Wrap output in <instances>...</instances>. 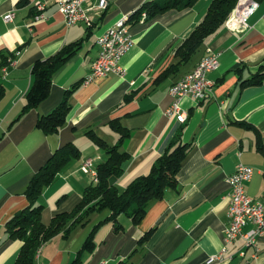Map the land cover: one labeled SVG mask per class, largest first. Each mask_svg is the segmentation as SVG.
I'll return each mask as SVG.
<instances>
[{
    "label": "crops",
    "instance_id": "obj_1",
    "mask_svg": "<svg viewBox=\"0 0 264 264\" xmlns=\"http://www.w3.org/2000/svg\"><path fill=\"white\" fill-rule=\"evenodd\" d=\"M97 1L86 0L84 7ZM148 1L108 0L106 9L89 12L91 26L78 23L66 27L56 0H0V50L18 53L3 78L5 95L0 101V264H14L20 250L21 242L10 239L4 226L27 205L23 193L35 172L66 144L72 143L80 151V158L65 165L42 194V221L47 224L55 215L70 212L80 202L83 190L93 184L80 166L90 159L96 168L106 157L86 133L93 132L113 145L118 135L108 123L115 118H121V124L131 132L123 147L129 155L123 163L124 173L110 181L117 187L125 188L135 178L147 175L180 128L182 141L192 143L193 148L182 162L177 189L152 202L139 225L126 216L119 219L124 229L120 233L114 232L111 223L101 225L94 237L95 249L84 254L82 264H114L118 260L132 264H264V238L259 240L257 252L249 249L240 257L243 241L237 239L223 262L211 260L223 247L229 204L226 180L237 165L254 169L246 193L264 204V156L256 149L255 134L236 123L253 125L264 142V84L241 87V81L250 79L264 61V0L249 18L248 30L230 31L224 25L178 73L160 82L155 79L177 62L172 50L203 19L211 0L133 23L129 25L133 47L120 61L123 76L109 74L86 84L98 54L96 38ZM38 5L43 7V19L33 21L32 12L38 11ZM10 12L13 19L5 22L3 17ZM84 39L77 55L53 76L49 96L12 124L25 103L32 65L64 45ZM208 48L219 60L217 70L208 74L214 86L203 101H180L186 112L185 122L180 123L166 113L173 101L169 89L198 65ZM79 82L69 97L71 111L59 132L45 135L37 129V118L52 112L65 91ZM133 92L137 94L125 102ZM108 215V211L93 214L86 226L75 228L67 239L60 234L52 238L39 250L37 264H70L93 227ZM151 228L155 232L139 247V237Z\"/></svg>",
    "mask_w": 264,
    "mask_h": 264
},
{
    "label": "trees",
    "instance_id": "obj_2",
    "mask_svg": "<svg viewBox=\"0 0 264 264\" xmlns=\"http://www.w3.org/2000/svg\"><path fill=\"white\" fill-rule=\"evenodd\" d=\"M198 1L151 0L143 3L129 15L126 18L127 23L132 25L139 22L142 14H145V19L142 22H147L169 10L183 11L193 7ZM238 1L211 0L203 19L172 50L173 57L177 59V62L164 70L155 79V82L164 81L169 76L178 73L182 66L189 63L206 39L216 34L224 26ZM254 1L260 3L262 0ZM39 13V11H33L32 16L34 17ZM84 41L85 39L66 44L54 55L43 60H37L32 65L30 71L31 84L25 95V103L12 124L29 111L36 109L49 96L53 76L77 55ZM16 59L15 52L0 50V101L5 95L3 72L1 71L10 67ZM263 84L264 61L250 79L241 81V87H258ZM80 85L79 82L67 89L61 102L52 112L39 116L36 121V128L45 135L57 134L67 122L71 111L69 97ZM136 94L137 92H133L127 96L125 102ZM236 123L255 134L256 149L264 156L263 138L256 128L247 122ZM108 125L118 135L113 145H109L93 132L86 133L94 145L104 152L106 158L96 167L97 183L83 190L80 202L70 212L59 213L49 223H44L42 213L45 205L41 202V197L65 165L73 159L80 158V151L74 144L69 143L56 149L32 176L23 193L27 205L17 211L4 226L5 233L10 239L21 242L14 264H37L39 250L52 238L60 234L64 239H67L75 228L86 226L93 214L108 211L109 215L93 227L70 263L82 264L84 254L92 253L95 249L94 237L101 225L111 223L114 232L120 233L124 230L119 222L121 216L128 217L133 225H139L152 202L162 200L168 191L177 189L178 174L182 162L193 148L192 143L182 141V128L174 135L164 152L153 162L147 175L139 176L125 188H120L111 184L110 181L113 178H121L124 173L123 163L129 158V155L123 151V147L130 138L131 132L121 124V118L111 120ZM64 197L62 196L57 203L61 202ZM154 232L155 228H151L142 234L138 239V246L142 247ZM114 264L132 263L118 260Z\"/></svg>",
    "mask_w": 264,
    "mask_h": 264
},
{
    "label": "built area",
    "instance_id": "obj_3",
    "mask_svg": "<svg viewBox=\"0 0 264 264\" xmlns=\"http://www.w3.org/2000/svg\"><path fill=\"white\" fill-rule=\"evenodd\" d=\"M85 1L56 0L58 10L64 17L66 27H72L78 23H84L88 27L91 26L92 20L89 12L93 9L104 10L108 5V0H98L96 5L85 8ZM257 9L258 3L256 6H248L247 3L242 2L240 13L233 24L225 27L230 31L245 32L249 29V18ZM42 10L43 7L38 5L40 13L33 17V21L43 19ZM13 16V12H10L3 19L5 22H10ZM133 44L134 41L130 27L124 31H119V33H111L110 27L104 30L96 38L98 54L91 65V70L85 79V83H90L98 78H104L109 74L123 76L124 70L120 65V61L130 51ZM15 53L17 56V52ZM10 67L5 68L3 78L7 75ZM218 67V54L213 52L211 48H208L204 60L198 63L195 70L191 74L183 76L170 87L169 94L173 101L166 110L167 115L175 117L180 123L185 122L186 112L181 108L180 101L183 98H190L195 101L205 100L211 94L214 86V83L208 79V74L217 70ZM80 171L90 175L93 184L97 183V171L93 166L92 160L87 159L83 161ZM253 173L254 169L252 167L239 164L226 180L229 187L228 225L222 237V250L220 253L212 256V261L223 262L224 254L237 239H242L243 241V247L238 253L240 257H243L249 249L258 251L259 240L264 238V204L259 200L249 197L246 193V183L251 180ZM231 259V257L228 258V260Z\"/></svg>",
    "mask_w": 264,
    "mask_h": 264
},
{
    "label": "bare ground",
    "instance_id": "obj_4",
    "mask_svg": "<svg viewBox=\"0 0 264 264\" xmlns=\"http://www.w3.org/2000/svg\"><path fill=\"white\" fill-rule=\"evenodd\" d=\"M242 2L247 3L248 6H256L258 3L254 0H239L238 3L236 4V6L234 7V9L232 10L229 18L225 22V24H224L225 26H230L231 24H233L236 17L240 13V5L242 4ZM144 19H145V14H143V16H141L140 20H144ZM128 27H129V24L127 23V19L123 18V19L119 20L118 22H116L115 25L111 26L110 31H111V33H119V31H124ZM207 52H208V50H207ZM17 55H18V53H17ZM204 58H205V56L200 61H203ZM194 70H195V68L192 71L188 72L187 74H191ZM1 72H3V77H4L5 68ZM184 76H186V74ZM172 85H171V87H172ZM38 254H39V252H38ZM38 254H37V258H38Z\"/></svg>",
    "mask_w": 264,
    "mask_h": 264
}]
</instances>
